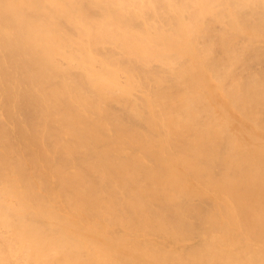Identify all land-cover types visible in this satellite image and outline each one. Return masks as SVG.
Masks as SVG:
<instances>
[{
    "label": "bare ground",
    "instance_id": "6f19581e",
    "mask_svg": "<svg viewBox=\"0 0 264 264\" xmlns=\"http://www.w3.org/2000/svg\"><path fill=\"white\" fill-rule=\"evenodd\" d=\"M0 264H264V0H0Z\"/></svg>",
    "mask_w": 264,
    "mask_h": 264
}]
</instances>
